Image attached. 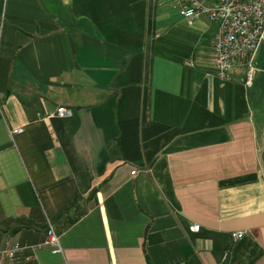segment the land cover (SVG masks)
Instances as JSON below:
<instances>
[{
    "label": "crops",
    "instance_id": "crops-1",
    "mask_svg": "<svg viewBox=\"0 0 264 264\" xmlns=\"http://www.w3.org/2000/svg\"><path fill=\"white\" fill-rule=\"evenodd\" d=\"M217 25L170 1L0 0V246L24 244L2 264H264L258 95L245 68L216 75Z\"/></svg>",
    "mask_w": 264,
    "mask_h": 264
},
{
    "label": "built area",
    "instance_id": "built-area-1",
    "mask_svg": "<svg viewBox=\"0 0 264 264\" xmlns=\"http://www.w3.org/2000/svg\"><path fill=\"white\" fill-rule=\"evenodd\" d=\"M172 2L186 16L205 14L218 25L213 37V63L215 73L225 79L233 78L236 69L245 68L244 82L251 86L260 67L256 58L264 42V0H157L159 4ZM187 64L193 65L192 58ZM72 109L64 104L58 105L53 114L66 116ZM23 126L11 128V132L22 131ZM1 171V167H0ZM136 169L132 170L135 173ZM190 230L198 231L199 222L189 225ZM244 230L233 231L236 237L244 235ZM42 244L55 252H62L61 234L54 223L48 219ZM24 244L17 240L14 243L0 246V264L15 259Z\"/></svg>",
    "mask_w": 264,
    "mask_h": 264
},
{
    "label": "trees",
    "instance_id": "trees-1",
    "mask_svg": "<svg viewBox=\"0 0 264 264\" xmlns=\"http://www.w3.org/2000/svg\"><path fill=\"white\" fill-rule=\"evenodd\" d=\"M256 64L260 67V69L256 72L255 78L253 80V84L251 85L255 94L258 92H264V42L262 43L259 53L256 58Z\"/></svg>",
    "mask_w": 264,
    "mask_h": 264
},
{
    "label": "rangeland",
    "instance_id": "rangeland-1",
    "mask_svg": "<svg viewBox=\"0 0 264 264\" xmlns=\"http://www.w3.org/2000/svg\"><path fill=\"white\" fill-rule=\"evenodd\" d=\"M259 67V66H258ZM258 101H256L258 104L256 106V114L255 118L257 120V123H260L261 126L264 128V92H258Z\"/></svg>",
    "mask_w": 264,
    "mask_h": 264
},
{
    "label": "water",
    "instance_id": "water-1",
    "mask_svg": "<svg viewBox=\"0 0 264 264\" xmlns=\"http://www.w3.org/2000/svg\"><path fill=\"white\" fill-rule=\"evenodd\" d=\"M224 264H228V260H226Z\"/></svg>",
    "mask_w": 264,
    "mask_h": 264
}]
</instances>
